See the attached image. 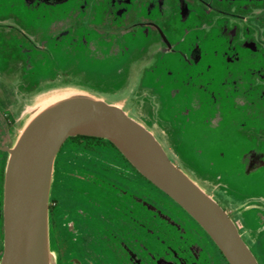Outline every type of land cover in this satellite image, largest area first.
Instances as JSON below:
<instances>
[{
    "label": "flooded vegetation",
    "instance_id": "obj_1",
    "mask_svg": "<svg viewBox=\"0 0 264 264\" xmlns=\"http://www.w3.org/2000/svg\"><path fill=\"white\" fill-rule=\"evenodd\" d=\"M62 87L121 96L264 264V0H0V256L9 150ZM49 222L57 264H230L102 137L61 144Z\"/></svg>",
    "mask_w": 264,
    "mask_h": 264
},
{
    "label": "water",
    "instance_id": "obj_2",
    "mask_svg": "<svg viewBox=\"0 0 264 264\" xmlns=\"http://www.w3.org/2000/svg\"><path fill=\"white\" fill-rule=\"evenodd\" d=\"M77 134L111 141L188 212L230 264H257L226 212L171 162L149 130L117 101L70 87L40 92L26 106L5 166L0 264H57L49 222L53 166L61 144Z\"/></svg>",
    "mask_w": 264,
    "mask_h": 264
},
{
    "label": "rangeland",
    "instance_id": "obj_3",
    "mask_svg": "<svg viewBox=\"0 0 264 264\" xmlns=\"http://www.w3.org/2000/svg\"><path fill=\"white\" fill-rule=\"evenodd\" d=\"M118 97H121V96L104 95V98H105L107 101L115 100V99H117Z\"/></svg>",
    "mask_w": 264,
    "mask_h": 264
}]
</instances>
